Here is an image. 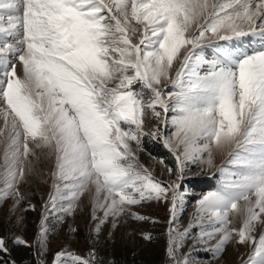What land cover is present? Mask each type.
<instances>
[{"label":"snow or ice","instance_id":"1","mask_svg":"<svg viewBox=\"0 0 264 264\" xmlns=\"http://www.w3.org/2000/svg\"><path fill=\"white\" fill-rule=\"evenodd\" d=\"M249 35L259 37V47L217 44L212 59L204 55L206 39ZM169 83L173 91L165 94ZM0 102V202L24 198L19 186L40 149L54 156L52 208L66 201L60 210L71 214L88 192L97 233L127 206L167 200L169 193L174 220L184 161L212 167L213 151H227L234 170L199 199L197 224L206 218L211 230L201 227L192 249L215 239L205 251L218 256L235 240L252 248L245 264H264V231L255 234L264 229V0H0ZM158 107L165 117L176 113L175 143L162 137L178 163L176 180L166 186L139 165L132 148L145 135L160 136L159 128L144 131L146 110L159 119ZM175 247L170 238L169 257L175 258ZM0 251H7L3 238ZM54 264H96L95 253L84 258L61 251ZM178 264L191 261L185 257Z\"/></svg>","mask_w":264,"mask_h":264},{"label":"rangeland","instance_id":"2","mask_svg":"<svg viewBox=\"0 0 264 264\" xmlns=\"http://www.w3.org/2000/svg\"><path fill=\"white\" fill-rule=\"evenodd\" d=\"M203 22L201 18L200 23ZM195 28L194 24L193 31ZM138 36L139 33L134 40L138 39ZM202 43L209 45L203 51L207 59H212L217 44L226 48H235L241 43L248 48L253 45L259 47V37L249 35L240 38V41L206 39ZM184 54L182 49L180 58L174 62L173 78ZM16 66L17 74L22 77V66L19 63ZM134 87L139 90L140 86ZM162 91L165 94L173 91L171 84L162 88ZM156 110L162 113L159 119L154 117L150 110H146L144 131L151 133L159 128L160 136L154 138L145 135L141 138L140 147L137 148L135 142H132V148L139 165L147 168L157 181L166 186L176 180L178 163L173 152L164 145L162 137L170 138L175 143L176 137L173 133L176 129L171 124V118L176 113L169 111L165 117L162 109L158 107ZM165 119L168 121L167 124L163 122ZM3 126L4 121L0 118V128ZM202 143L203 141H198V144ZM4 147L3 137H0V158ZM177 151L182 152L183 146ZM36 152L39 159L32 158V171L26 172L25 180L19 186L24 198L18 204L11 197L0 202V238L5 240L7 248V251H0V264H54L56 254L61 251L84 258H88L90 253L94 252L96 264H178L185 257L191 264H245L251 254L250 245L237 244L235 240L229 241L218 256H214L211 251H205L215 245V239L207 244H198L192 249L193 238L199 236L201 227L211 230L207 227L206 218L203 225L197 224L199 199L207 192L220 188L222 183L229 179L228 171L234 170V166L227 163L230 159L227 151H213L212 167L201 161H184L185 172L183 179L179 181L181 188L178 189L182 193V199L178 201L174 220L170 212L169 193L167 200L146 199L139 204L127 206L125 214L119 217L110 216L101 226L99 233L95 231L98 221L92 218V196L88 192L76 203L71 214L60 210L61 204L66 207V201H58L57 207L52 208L49 197L54 192L51 175L54 170V156L49 157L47 150L37 149ZM203 158L207 159V153H203ZM169 168L173 170L171 174L167 171ZM221 168L225 171H221ZM131 213L145 219L137 220ZM97 215L102 217V211H98ZM45 217L48 232L42 247L40 229L41 221ZM190 225H194L190 229V235L182 239L181 234L189 229ZM233 226L237 228L240 226L238 219L234 220ZM170 228L173 229L171 237ZM261 231L264 229L258 227L255 233L257 237ZM146 235L150 239H145ZM170 238L176 246L175 258L168 255ZM18 239L27 243H17Z\"/></svg>","mask_w":264,"mask_h":264}]
</instances>
